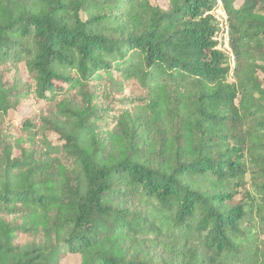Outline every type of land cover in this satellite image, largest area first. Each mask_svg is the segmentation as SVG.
Segmentation results:
<instances>
[{
    "label": "trees",
    "instance_id": "trees-1",
    "mask_svg": "<svg viewBox=\"0 0 264 264\" xmlns=\"http://www.w3.org/2000/svg\"><path fill=\"white\" fill-rule=\"evenodd\" d=\"M161 1L0 0V264H264V0Z\"/></svg>",
    "mask_w": 264,
    "mask_h": 264
},
{
    "label": "built area",
    "instance_id": "built-area-1",
    "mask_svg": "<svg viewBox=\"0 0 264 264\" xmlns=\"http://www.w3.org/2000/svg\"><path fill=\"white\" fill-rule=\"evenodd\" d=\"M208 14L213 18L216 27L212 37V41L215 43V50L227 56L231 68H233L234 57L230 47L228 16L223 8L222 2L220 0H215V6Z\"/></svg>",
    "mask_w": 264,
    "mask_h": 264
},
{
    "label": "rangeland",
    "instance_id": "rangeland-1",
    "mask_svg": "<svg viewBox=\"0 0 264 264\" xmlns=\"http://www.w3.org/2000/svg\"><path fill=\"white\" fill-rule=\"evenodd\" d=\"M160 4H163V2L161 0H159ZM22 72V76L25 79V73H23V70H21ZM29 114V110L27 108H23V109H19L18 111L12 113L14 119H16L17 121H19L22 117L26 116ZM51 139H56V136L51 135ZM251 183V175L248 174L245 176L244 178V188L247 187L248 185H250ZM239 194H241V192H239L236 195V200H238L240 198ZM61 264H79V259L77 257H66L65 259L62 260Z\"/></svg>",
    "mask_w": 264,
    "mask_h": 264
}]
</instances>
